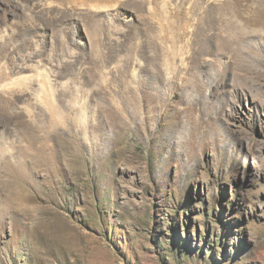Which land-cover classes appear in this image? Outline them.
Returning a JSON list of instances; mask_svg holds the SVG:
<instances>
[{"label": "rangeland", "instance_id": "1", "mask_svg": "<svg viewBox=\"0 0 264 264\" xmlns=\"http://www.w3.org/2000/svg\"><path fill=\"white\" fill-rule=\"evenodd\" d=\"M0 264H264V0H0Z\"/></svg>", "mask_w": 264, "mask_h": 264}, {"label": "bare ground", "instance_id": "2", "mask_svg": "<svg viewBox=\"0 0 264 264\" xmlns=\"http://www.w3.org/2000/svg\"><path fill=\"white\" fill-rule=\"evenodd\" d=\"M220 135V134H219ZM251 141V140H250ZM254 141V140H253ZM250 147H251V151H255L256 149H255V145H254V143H250Z\"/></svg>", "mask_w": 264, "mask_h": 264}]
</instances>
